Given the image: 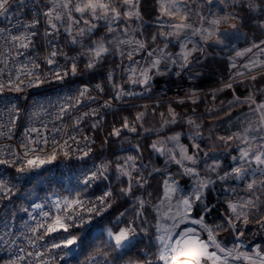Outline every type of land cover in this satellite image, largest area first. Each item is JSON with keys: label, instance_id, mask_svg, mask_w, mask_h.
Returning <instances> with one entry per match:
<instances>
[{"label": "built area", "instance_id": "1", "mask_svg": "<svg viewBox=\"0 0 264 264\" xmlns=\"http://www.w3.org/2000/svg\"><path fill=\"white\" fill-rule=\"evenodd\" d=\"M35 20L39 23L32 27ZM5 28L8 33L0 36V264H58L66 241L55 234L57 227H79L109 208L110 178L100 163L85 161L96 142L90 129L93 117L108 109L180 101L215 88H233L264 73V38L242 44L245 32L240 21L218 20L199 32L200 41L189 45L201 49L219 30L228 33L227 73L204 66L188 71L178 82L171 75L146 71L139 84L121 81L107 95L97 82L70 73L57 41L48 40L45 53L33 49L41 29L40 0H27L24 8L13 3L9 14L0 17V33ZM15 35L21 40L13 41ZM36 174L41 184H63L65 199L55 197L50 204L35 195L33 186L19 197L20 188ZM101 179L105 183L95 190ZM84 186L91 191L78 193ZM80 264L133 263L96 251Z\"/></svg>", "mask_w": 264, "mask_h": 264}, {"label": "trees", "instance_id": "2", "mask_svg": "<svg viewBox=\"0 0 264 264\" xmlns=\"http://www.w3.org/2000/svg\"><path fill=\"white\" fill-rule=\"evenodd\" d=\"M64 2L65 0H40L41 29L33 42V49L45 53L46 42L48 40L57 41L60 55L66 59L71 74L97 82L105 94L112 95L119 82L123 81L126 84L129 82L124 79L122 60L110 41L117 32L124 33L122 26L127 24L124 20H120L122 24H119V29L113 34L109 30L108 21L111 20L113 13L109 12L108 20L97 19L89 13L82 15L75 11V6L83 0H71L67 9L62 7L66 4ZM104 2L113 3L119 11L126 9L123 0H104ZM228 7L232 11V17L240 21L245 32L242 44L264 38V7L255 9L250 0H235L234 3H229ZM138 8L141 20L137 22L141 25L137 36L144 43L143 52L155 54L158 48H163L165 45H168L167 49L177 50L179 42L166 43L163 38L162 33L165 29L158 20V0H139ZM52 9H55L52 18V21L56 23L55 29L50 27L49 18L44 15ZM57 12L62 15L61 20L54 19ZM69 12H71V20L68 18ZM70 21L72 27L69 24ZM91 24L95 27L89 31ZM99 45L108 47V51L102 52L97 57L95 50ZM206 48L207 57L201 63L195 62L194 65L208 66L227 73V57L230 54L228 43L223 46L209 43ZM148 57L152 58V56ZM90 64L92 67H89ZM216 89L200 95L195 101L130 105L105 110L91 119L90 129L96 135V142L85 161L100 163L110 178L112 186L110 206L105 212L96 214L88 223L70 230L61 228L55 232V234L64 236L65 244L70 239L74 240L73 246L65 247L64 245L62 258L58 264H80L96 251L103 252L114 261L128 260L133 264H164L159 254L156 216L148 198H156L161 193L165 172L171 173L186 187L190 186V179L182 174L179 164H172L171 160L167 159L168 154L163 150L156 151L152 145L162 146L165 143L162 139L175 133H181L182 142L188 145L193 157L198 159L199 163L195 165L196 168L203 173L201 166L210 158L215 157L210 156V153L204 150L209 139L213 138L211 132L216 126L221 123L225 124L248 108V101H238L237 98L241 100L252 98L256 102L264 99V73L241 80L233 88ZM212 106L216 109L210 111L208 107ZM187 117L195 118L200 128L195 129L186 123ZM173 118L177 119L175 123L165 125L167 119L173 120ZM208 131L211 133L210 138L205 135ZM190 133L198 137L201 143L197 150L190 145ZM226 146L227 148L221 146L222 149L218 152L220 164L217 173L219 174L214 175L215 180L207 186L204 195L195 199L191 214L195 217H203L214 228L217 239L225 246L231 247L237 241L236 231H253L258 225L257 221H261L259 218L264 212V182L256 188L261 196L259 209L261 211L258 213L253 211L254 217H249L254 222L253 228L245 229L238 221L236 222V225H239L238 230H234L235 228L226 217L230 213L228 201L238 194L243 198L245 192L240 186L247 183L250 175L255 181H259L261 175L254 172V164L248 166L242 178H238L234 171L227 174L238 163L239 152L235 148H230V144ZM130 153L136 157L134 162L136 167L133 176L129 179L126 175H118L115 159ZM234 157L236 159H233ZM42 173L43 171L39 174ZM103 183H105L103 179L97 182L95 190L99 189ZM32 186L35 195L50 204L55 197L64 200L67 194L63 184L51 182L41 184L36 174L32 175L29 181L20 188L19 197ZM89 191L91 188L84 186L78 190V193ZM143 201L145 203L142 204ZM109 229L113 232L128 229L134 240L130 245L119 249L116 247V242L109 237ZM255 236V242H263L264 246V234H255Z\"/></svg>", "mask_w": 264, "mask_h": 264}, {"label": "rangeland", "instance_id": "3", "mask_svg": "<svg viewBox=\"0 0 264 264\" xmlns=\"http://www.w3.org/2000/svg\"><path fill=\"white\" fill-rule=\"evenodd\" d=\"M234 1L235 0H194L193 3V0H158V20L160 25L165 29L162 33L163 38L166 43L179 42V46L177 50L167 49L168 45H165L163 48H158L149 61L150 69H154L158 74L164 73L168 76L171 75L180 82L188 71L195 72L201 67H204L203 65H194V63H201L207 57V48L204 45L201 49H191L189 44L199 40V32L205 29L207 30L211 26L214 27L217 23H213V21L219 20V22L224 23L236 19L232 17V11H230L228 7V4H232ZM250 2L255 9L264 7V0H250ZM64 3H67V0H65ZM138 3L139 0H129V3H124L126 5L125 11L117 10L120 13L118 19H106L110 24L109 30L113 34L117 32L119 29L118 27L122 24L120 20L125 21L127 25L122 26L125 32L122 34L121 32H117L110 41L115 49H118L122 44H127L129 48H134V50L131 49L128 51L130 55H134V52H136L135 50H139L141 45L144 47L143 41L137 36L138 29L141 25V23L137 22L141 20V16L138 12ZM137 13L139 15H137ZM69 20L71 19L69 18ZM52 22L55 23V21ZM69 24L72 27L71 21ZM176 25H183V27L177 28ZM93 26L95 27L94 24H91L89 29L93 30ZM221 33H225V31L219 30V34L216 37H212L210 43L220 46L226 45L229 42L228 37H222L220 35ZM100 46L101 45L96 46L95 53ZM103 48L106 49V46H103ZM220 89H224V87L218 88V90ZM188 98L178 102L195 101L199 96L192 95ZM237 100L248 101L249 106L246 110L238 113L225 124L222 125L221 123L219 126H216L214 131L211 132L213 133V138L209 139L206 145L207 147L204 150L206 153H210V156L215 157L210 158L201 166L202 168L200 167L203 173L196 168L197 166L195 165L199 163L198 159L193 157L194 155L189 151L188 145L182 142L181 133L169 135L167 138L162 139L163 141L165 140V143H163L162 146H158L163 147L162 150L164 153L168 154L167 159L171 160L172 164H179L182 169V174L190 179V186L186 187L176 180L171 173L165 172L161 184V193L156 198H148L156 216V230L160 245L159 254L160 256L161 254L166 255L169 258L167 262L170 261L171 264H173L171 260L173 256H176L177 264L179 259H181V257L177 255V252H173L171 249L180 250L190 248L193 246V242H196L200 246L207 245L206 249H204L206 253H215V257L212 259L201 257L200 264H264L263 242L257 243L253 241L252 244L249 242V234L254 231L257 232L256 234L260 235L259 228L264 230V212L259 218L261 221H257L256 219L258 222L256 226L257 229L254 228L253 231H236L237 241L231 247L225 246L217 239L214 228L207 223L203 217H195L191 214L195 199L204 195L207 186L214 182V175L219 174L217 173L220 164L218 152L222 149L221 146L227 148L226 144H230V148H235L239 152L238 163L235 164L232 170L227 174H231L235 168H241L245 174L248 166L254 164V172L261 175L259 181H255L253 176L250 175L251 177L247 179L248 181L246 184L239 185L241 190L245 192L244 199L238 194L235 195L232 200L228 201L230 213L226 215L227 220L232 227L235 228L234 230L239 226L236 225L238 221L245 228V224L254 223L253 220H250L252 216L254 217L253 211H257V213L261 211L259 210L261 207V196L257 193L256 188L264 182V165H258L253 154H260V152L264 151V107H261V105H264V99L258 102L252 100V98H244L242 100L237 98ZM151 103L156 102L154 101ZM208 108L210 111L216 109L215 106ZM176 120L177 119L174 118L173 120L167 119L165 125L173 124ZM186 123L192 125L195 129L200 128V125L193 117H187ZM211 133L208 131L205 135L210 138ZM189 137L190 145L193 146L194 150L199 149L201 143L198 137H194L191 133ZM245 151L249 152V157L241 159V154ZM188 157H192V159L190 160ZM135 159L136 157H134L132 153L117 157L115 159V165L118 175H126V177L130 179L135 172ZM250 184L252 185L251 188H249ZM185 200L191 205L190 208L186 207L184 204ZM140 201L142 200L140 199ZM143 203L145 202L143 201L142 204ZM233 208L235 210H233ZM57 228L61 229L62 226L59 225ZM121 231L128 232L129 240L125 241L124 246L119 249H123L130 245L134 240L128 229H122ZM121 231L113 232L109 229L108 235L111 233L109 237L115 241V236ZM162 237L163 239H161ZM69 241L74 240L70 239ZM217 245H219V247H217ZM68 246H73V243L68 244ZM221 249H223V251H221ZM184 258L188 259V257ZM190 264H195V262L190 260Z\"/></svg>", "mask_w": 264, "mask_h": 264}, {"label": "snow or ice", "instance_id": "4", "mask_svg": "<svg viewBox=\"0 0 264 264\" xmlns=\"http://www.w3.org/2000/svg\"><path fill=\"white\" fill-rule=\"evenodd\" d=\"M123 2L125 4H127V3H129V0H123ZM13 3L18 4L20 8H24L26 6L27 0H0V17H6L9 14L11 6ZM70 3H71V0H68V3L62 5V7L67 9L69 7ZM54 11H55V9H52V10H49V11L44 13V15L49 18L48 23L51 25V27L53 29L56 28V24L52 22ZM75 11L78 13H81L82 15L85 13H89L90 15H92L93 17H95L97 19H109V15H108L109 12L114 14L111 17V19H118L120 17V13L117 11L116 6L111 2L106 3V2H104V0H83L82 3H78L75 6ZM99 13H102V15H99ZM68 15H69V18L71 19V12H69ZM137 15H139V14L137 13ZM62 18L63 17L60 13L57 12L55 14V17H54L55 20H61ZM38 23H39V21L35 20V21H33V24L31 26L35 27V25ZM85 23H87V21ZM213 23H218V21H213ZM24 27L27 28L29 26L25 25ZM176 27L177 28L183 27V25H176ZM90 30L91 29H89V31ZM81 31H83V30H81ZM5 33H8L7 28H5L4 32L0 33V36H3ZM30 35H35V32L30 33ZM220 35L224 38H227L229 34L228 33H221ZM11 39L13 41H19V40H21V37L19 35H15V36H11ZM24 39H27V37H24ZM22 46L27 47L28 45L23 44ZM142 46L143 45H141V47ZM104 51H106V49H104L103 46L101 45L98 48V50L96 51V55L99 56ZM55 55H56V53L53 52L52 56H55ZM49 63H52V61L49 60ZM89 67H92V65L90 64ZM73 72H75V68H73ZM261 107H264V105H261ZM253 155H254V159L258 165H264V151L260 152V154H253ZM247 157H249V152H247V151L242 152L241 159H244ZM188 159L191 160L192 157H188ZM233 159H236V158L234 157ZM31 163L32 162L29 161V164H31ZM234 173L238 178H242L244 175V172L241 168H235ZM251 187H252V185L250 184L249 188H251ZM109 195H110V193H109ZM197 198H199V197H197ZM184 204L188 208L191 207V205L189 204V202L187 200L184 201ZM37 207H40V206L37 205ZM233 210H235V209L233 208ZM56 223H59V220H57ZM50 230L56 231L55 226H51ZM109 235H111V233H109ZM161 239H163V237ZM128 240H129L128 232L127 231H121L118 235L115 236L116 247L117 248L123 247L125 244V241H128ZM72 243H74V241H68L67 244H65V247H67L68 244H72ZM206 247H207V245L200 246L196 242H193V246L190 248H185V249H180V250L171 249V251L177 252V255L179 257H181V259H179V261H178V264H190V260L194 261L195 264H200V258L201 257H206L207 259H212L213 257H215V253L208 254L204 251V249H206ZM217 247H219V245H217ZM221 251H223V249H221ZM184 257H188V259H185ZM160 259L168 261L169 258L166 255L161 254ZM171 260H172L173 264H177L176 256H173L171 258Z\"/></svg>", "mask_w": 264, "mask_h": 264}, {"label": "crops", "instance_id": "5", "mask_svg": "<svg viewBox=\"0 0 264 264\" xmlns=\"http://www.w3.org/2000/svg\"><path fill=\"white\" fill-rule=\"evenodd\" d=\"M72 7V6H71ZM127 43V42H126ZM134 50V48H129V46L126 45H120L117 50V54L120 56V59L122 60L121 67L124 71L125 81L135 80L136 83H140L142 81V74L146 71L151 72L152 74L155 72V70L150 69V58L148 56H152L150 52L144 53L143 49L144 47H141L139 50H135L134 55H130L128 51ZM108 51V47H106V52ZM105 52V51H104ZM103 52V53H104ZM251 220V219H250ZM253 224H245V229L248 227L253 228ZM260 229V233L264 234V230ZM246 231V230H245ZM254 233V234H253ZM249 234V242L252 244L253 241L256 239V232H253Z\"/></svg>", "mask_w": 264, "mask_h": 264}, {"label": "water", "instance_id": "6", "mask_svg": "<svg viewBox=\"0 0 264 264\" xmlns=\"http://www.w3.org/2000/svg\"><path fill=\"white\" fill-rule=\"evenodd\" d=\"M152 147H153L156 151H158V150H162V149H163V147H157V146H155V145H152Z\"/></svg>", "mask_w": 264, "mask_h": 264}]
</instances>
